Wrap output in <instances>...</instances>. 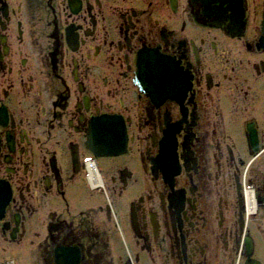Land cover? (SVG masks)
<instances>
[{
	"label": "flooded vegetation",
	"instance_id": "obj_1",
	"mask_svg": "<svg viewBox=\"0 0 264 264\" xmlns=\"http://www.w3.org/2000/svg\"><path fill=\"white\" fill-rule=\"evenodd\" d=\"M2 187L0 264H264V0H0Z\"/></svg>",
	"mask_w": 264,
	"mask_h": 264
},
{
	"label": "bare ground",
	"instance_id": "obj_2",
	"mask_svg": "<svg viewBox=\"0 0 264 264\" xmlns=\"http://www.w3.org/2000/svg\"><path fill=\"white\" fill-rule=\"evenodd\" d=\"M174 70H175V69H174ZM171 86H172V85H171ZM171 86H165V85H164L163 87H160L159 89L155 88L154 91H159V92L162 91L163 93H165L168 89H171ZM108 124H109V126H114V125H116L117 123H116V122H114V123L109 122ZM92 131H93V130H92ZM103 137H104V138H103ZM89 138L91 139L92 144H94L96 138H99V142L107 141V140H108V137L103 136V132L100 131V128L98 129V131H95V132L91 133ZM102 143H103V142H102ZM102 143H100V144L102 145ZM104 143H106V142H104ZM88 167H89V166H88ZM4 191H5V190L3 189V187L0 188V195H1V193H4ZM64 262H65V261H64ZM67 264H69V263H67ZM250 264H252V263L250 262Z\"/></svg>",
	"mask_w": 264,
	"mask_h": 264
}]
</instances>
